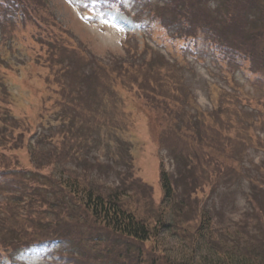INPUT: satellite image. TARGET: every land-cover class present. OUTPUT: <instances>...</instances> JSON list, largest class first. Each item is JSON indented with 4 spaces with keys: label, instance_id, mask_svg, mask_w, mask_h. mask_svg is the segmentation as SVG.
Returning <instances> with one entry per match:
<instances>
[{
    "label": "rangeland",
    "instance_id": "obj_1",
    "mask_svg": "<svg viewBox=\"0 0 264 264\" xmlns=\"http://www.w3.org/2000/svg\"><path fill=\"white\" fill-rule=\"evenodd\" d=\"M223 1L219 7L204 6L188 29L180 23L170 32L158 17L159 0H46L47 13L40 7L38 16L28 17H17L19 5L10 8L0 0V108L8 111L13 100L16 115L29 116L19 118L14 136L24 139L8 159L35 167L26 149L30 141L41 176L77 173L102 192L126 184L127 207L152 223L161 211L163 168L175 186L174 202L163 210L174 214L178 227L162 242H125L87 218L52 213L56 198L45 195L53 201L36 204L39 213L25 212V200L15 215L11 210L2 216L8 239L21 230L23 241H60L14 258L0 250L1 259L12 264H175L177 258L178 264L186 258L181 242L187 245L186 256L195 257L191 226L203 209L212 216L214 239L198 241L197 259L211 252L210 240L237 247L241 255L258 249L264 242V9L248 1ZM106 8L126 17L132 31L126 34L109 23ZM8 13L14 16L11 22ZM94 109L106 113L94 129L101 143L86 141L94 122L81 126L85 119L78 116L88 118ZM73 112L77 120H71ZM212 116L218 123L211 124ZM110 117L120 125L111 127ZM51 133L55 144L47 145L42 138ZM80 143L99 160H87ZM184 156L189 162L182 161ZM77 161L85 166L74 167ZM0 183L3 195L12 198L15 184L9 178ZM194 187L197 194L190 198L201 203L187 199ZM204 188H213L211 198ZM158 242L170 258L162 256Z\"/></svg>",
    "mask_w": 264,
    "mask_h": 264
},
{
    "label": "trees",
    "instance_id": "obj_2",
    "mask_svg": "<svg viewBox=\"0 0 264 264\" xmlns=\"http://www.w3.org/2000/svg\"><path fill=\"white\" fill-rule=\"evenodd\" d=\"M3 1L4 3H8L10 8H12L14 5H19L22 15L26 17L33 14L38 16L40 7L43 8L42 14L47 13L44 10V8L47 6L46 0ZM226 1L227 0H224L223 2L225 3ZM242 1H248L250 5L254 4L252 6H260L262 9H264V0ZM211 3H213L216 7H219L220 0H166L165 3H161L162 5L158 4L157 6L162 8L159 9L160 11L158 12V17L162 21V24L170 32L172 31V28L178 27L180 23L184 28L188 29L191 23V19L194 18L193 15L198 13L202 8H204V6ZM163 13H168L170 15V18L166 20ZM252 15L255 17L253 12ZM227 16H229L230 19H234V17L230 15V13H227ZM13 17V14L8 13V19H10V22ZM247 18L248 16L245 20H247ZM260 21H262V25H264V19ZM222 41L224 40L222 39ZM57 53L60 54L61 52L57 50ZM52 54L53 53H51V55ZM143 93L145 92L143 91ZM94 113L95 111L92 112V117L96 115ZM105 116L106 114L104 115V117ZM75 117L76 113L73 114L71 120H75ZM101 120L96 121L99 122ZM108 120V124H111V127H116L115 123H117V120L112 117L108 118ZM18 121L19 119L13 117L9 110L3 112L0 108V179L3 180L9 178L16 187V189L14 190L15 194L10 199L8 198V196L3 195V190L0 191V250H3L5 253H8L9 256L13 257L18 255L27 247L51 241H32L27 239L23 241V239L20 237L21 232H23L21 230H18V233H20L17 237L9 240L7 227L8 225L2 218V216H4L6 213L8 214L11 210L12 216L15 215L16 211L19 209V205L25 200H27V202H25V212L30 214L39 213L40 211L38 210V208L40 206H37L36 208H34V206L39 203L49 205V200H53L46 199L45 195L51 196V194L54 195L57 202V208L53 209L52 213L55 212L58 215H62L65 213L67 215V218L69 217V219L73 218L74 216L78 219L83 217L84 219L87 218L92 223L100 225L101 229L106 231V234L117 237L125 242L126 240H131L138 243H147L151 240L159 241V239L162 242L167 239V234L176 232V229L178 227L177 224L172 221L171 217L174 214H166L163 210L165 206L168 208L173 204L175 197V186L172 176L162 167L160 173V185L163 192V200L161 203V211L157 213V217L153 218L154 222L152 223V219H141L137 216V210L133 211L127 207L125 200H123V198L127 196L128 192V190L126 189V184H123L119 189H107L106 192H102L99 188H95L89 181L81 180L76 177V175H78L77 173H71V175L60 173L56 177L54 175V172H51V174H48L47 176H41V169L37 167V165H35L32 159L33 147L31 146L30 141L26 149L28 150V153L30 155L31 162L35 167H29L30 162L29 164L27 162L26 166H22L19 159L9 160L8 155L10 156L11 152H16L17 150L19 152L20 148L18 143L21 139H24L23 136H21L22 138H15L14 136V132L19 128ZM215 123L218 122L214 118L211 124L214 125ZM207 124L205 121H203L202 123L203 126ZM98 125L96 124L95 126H93L94 128H91L93 129V131L91 133L90 130L89 138L86 137V141L90 139H95L94 141L98 143H101V141H103L102 137H100L101 134L94 131V129L97 130ZM52 135L53 134L51 133L46 135L45 138H42L47 145L55 144ZM79 148L81 150H85L83 153L87 157V160L88 158L92 160H99V158L89 157L88 155L91 156L92 153L91 151L88 152V149H84V147H82V143H80ZM180 158H178V160H180ZM105 160L108 161V163L111 162V158L105 157ZM188 160L190 159L187 156H184L182 158V161L189 162ZM116 163L118 164L117 161ZM183 165H186V163L183 162ZM80 166H85V164H79L78 161L74 164V167ZM191 169L192 168L188 167V170ZM192 186L193 185H190V188ZM213 191V188L212 190H207L204 188L202 193H205V195L208 196L207 199H209L213 195ZM194 194H197L196 187L189 190V192L187 193V199L193 201L194 203H201L200 199L198 200L196 197L190 198ZM59 202L60 209H58ZM124 204H126V206ZM206 204L207 202L205 203V207L203 208H206ZM22 209L24 210L25 208ZM206 211L207 210L205 209L201 210L200 221H198V224L196 222V224L191 226L192 230L194 231L195 237L197 238V240L195 239V241H192L189 244L194 248V252L191 255H195V257H191L190 255L186 256L185 247L187 245L184 244L185 242L183 243L179 241L182 243V248L184 249L186 258L178 261V264H264L263 241L261 242V244H258V249H249L247 250V252H242L241 255L237 247L227 248L226 244H223L220 240H210L208 243L209 246L207 247H209V250L211 252L207 254V256H202V258L197 259L196 250L200 249L198 248V246L200 245V242L198 241L204 239L209 240V238L214 239L212 229L210 227L212 216L209 215V213ZM34 226H32V229L36 230L38 227H42V223L35 224ZM191 227H188L187 230L191 229ZM261 229H264V225L261 226ZM226 231L227 230L224 229V236H227ZM187 241L191 240L188 239ZM159 242L157 245V249L161 251L162 256L170 258L166 255V251L164 250V252L163 249L159 247ZM139 251L140 250H137V252ZM184 252L178 251L177 254H180L181 257V254H184ZM143 253L144 252L142 250V254ZM176 259H172L175 264H177L175 261Z\"/></svg>",
    "mask_w": 264,
    "mask_h": 264
}]
</instances>
